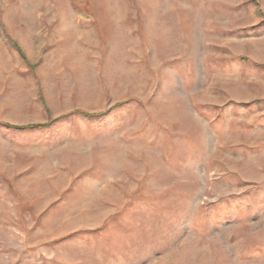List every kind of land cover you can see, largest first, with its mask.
Returning a JSON list of instances; mask_svg holds the SVG:
<instances>
[{
    "label": "rangeland",
    "instance_id": "374dc122",
    "mask_svg": "<svg viewBox=\"0 0 264 264\" xmlns=\"http://www.w3.org/2000/svg\"><path fill=\"white\" fill-rule=\"evenodd\" d=\"M0 264H264V0H0Z\"/></svg>",
    "mask_w": 264,
    "mask_h": 264
},
{
    "label": "trees",
    "instance_id": "16d2710c",
    "mask_svg": "<svg viewBox=\"0 0 264 264\" xmlns=\"http://www.w3.org/2000/svg\"><path fill=\"white\" fill-rule=\"evenodd\" d=\"M43 128L44 126H29V128H32V129H37V128ZM24 128H19V130H23Z\"/></svg>",
    "mask_w": 264,
    "mask_h": 264
}]
</instances>
